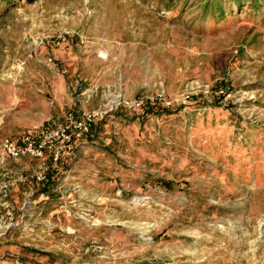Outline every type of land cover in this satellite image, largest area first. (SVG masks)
Instances as JSON below:
<instances>
[{
  "label": "rangeland",
  "instance_id": "374dc122",
  "mask_svg": "<svg viewBox=\"0 0 264 264\" xmlns=\"http://www.w3.org/2000/svg\"><path fill=\"white\" fill-rule=\"evenodd\" d=\"M204 3H0V147L115 95L174 100L104 114L59 164L9 159L0 264H264V12Z\"/></svg>",
  "mask_w": 264,
  "mask_h": 264
},
{
  "label": "built area",
  "instance_id": "2783aa9c",
  "mask_svg": "<svg viewBox=\"0 0 264 264\" xmlns=\"http://www.w3.org/2000/svg\"><path fill=\"white\" fill-rule=\"evenodd\" d=\"M190 95L182 97V103H186ZM159 102L165 107L173 105L174 100L166 95L164 89L159 90L155 96H138L133 99L122 98L115 95L101 107L82 112L79 116L70 114L65 121L56 127L41 129L38 135L34 129L27 130L19 140L5 137L0 147V170L5 167L9 159H19L24 156L42 159L49 156L51 162L59 164L64 157H69L82 142L83 138L91 132L92 124L104 114L119 107L131 110L143 109L149 103ZM46 165V164H45ZM48 166H44L34 177L37 181L47 180ZM7 195V190H4ZM0 227H2L0 225Z\"/></svg>",
  "mask_w": 264,
  "mask_h": 264
},
{
  "label": "trees",
  "instance_id": "16d2710c",
  "mask_svg": "<svg viewBox=\"0 0 264 264\" xmlns=\"http://www.w3.org/2000/svg\"><path fill=\"white\" fill-rule=\"evenodd\" d=\"M13 0H0V3H3V5H9ZM186 1V0H185ZM205 1L204 6H203V11L204 15L206 17L210 16L212 19H214L215 23L219 21L225 20L226 15H227V6H230V10L235 11V10H243L244 8L248 7L250 9L256 10L258 12H264V0H202ZM235 3V7L231 6ZM148 112H155L156 110L153 106L149 107ZM169 114V113H168ZM264 134V133H263ZM243 142V140H240ZM63 161V160H62ZM61 161V162H62ZM54 180L53 177V172L52 171H47V180L46 182H42V189L48 188V183ZM161 184L165 185L166 187H171L172 182L169 180H160ZM38 252V250H34ZM47 255V253H45Z\"/></svg>",
  "mask_w": 264,
  "mask_h": 264
},
{
  "label": "crops",
  "instance_id": "0c3cea01",
  "mask_svg": "<svg viewBox=\"0 0 264 264\" xmlns=\"http://www.w3.org/2000/svg\"><path fill=\"white\" fill-rule=\"evenodd\" d=\"M82 142H83V141H82ZM82 142H81V143H82ZM81 143H80V144H81Z\"/></svg>",
  "mask_w": 264,
  "mask_h": 264
}]
</instances>
